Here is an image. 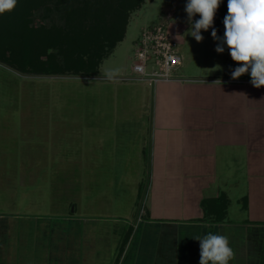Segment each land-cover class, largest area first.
<instances>
[{"label":"crops","instance_id":"crops-1","mask_svg":"<svg viewBox=\"0 0 264 264\" xmlns=\"http://www.w3.org/2000/svg\"><path fill=\"white\" fill-rule=\"evenodd\" d=\"M160 21L165 20L154 23ZM105 68L103 62L92 75L21 78L0 68V118L10 116L0 134V165L6 159L5 165L16 167V183H22L18 204L33 196L29 184L38 181L36 191H48L50 198L46 210L69 222L67 230L57 228L50 239L43 217L20 230L10 218L2 219L0 264H46L50 253L61 264H199V241L192 237L209 232L226 236L234 250V242L244 239L234 233V220L243 219L235 215L243 211L237 209L240 201L250 217L264 213V193L258 188L264 183L262 132L258 140L248 138V144L244 138L246 144L234 147V128L224 127L222 100L211 116L207 91L201 89L218 79L174 75L151 83L134 79V71L109 78L101 74ZM23 77L24 87L49 77L58 83L38 96L35 107L28 101L31 112L20 116ZM221 81L233 86L235 80ZM216 92L233 99L232 87ZM228 111L232 117L233 103ZM208 117H219L215 123L221 127L207 126ZM151 122L156 126H148ZM150 165L162 185L137 224ZM108 185L115 190L109 195L104 193ZM234 185L242 189L235 195Z\"/></svg>","mask_w":264,"mask_h":264},{"label":"rangeland","instance_id":"rangeland-1","mask_svg":"<svg viewBox=\"0 0 264 264\" xmlns=\"http://www.w3.org/2000/svg\"><path fill=\"white\" fill-rule=\"evenodd\" d=\"M24 1L17 0V5L14 10L0 14V17H16V20L18 18V21H21L23 29L26 26V30L22 33L18 34L15 31L17 33L16 36L19 37L21 42V49H23L25 43L30 45V57L36 65H34L35 67L39 68L40 65L50 61L56 65L59 71H62V73L51 75H85V72H88L87 70L89 68L99 71L103 62L106 68L101 71V74H110L111 76H121L124 74L134 75L132 63L136 52L135 40L140 36L145 27L163 19L169 25L171 24L172 28L179 33L176 36L178 42L177 50L182 57V63L179 66L180 70L173 72V75L181 78L199 77L221 80L231 78V70L239 66L237 62L234 63L231 59L226 45L224 46L225 50L223 53H217L215 51L218 41L213 40L211 28L208 31L201 30L204 39L199 43L194 37L185 34L191 26L188 22L187 13L185 12L187 0H32L29 3ZM223 1L226 2L228 0ZM69 5L72 6V13H67ZM222 5L223 3H220L215 17L216 19H220V28L224 29L223 19L227 15L228 9H224V12L220 9ZM168 14H171V16L169 17ZM196 17H200L199 14L194 16L193 20H196ZM8 23H14L13 25H15L14 21H8ZM8 23L2 26L6 25L8 28L13 26ZM213 26L215 27V24ZM119 30L122 32V39L116 41L115 46L112 48H104L101 54L103 57L99 60L96 56L97 53H95L99 49L96 45L101 43L103 45L110 43L111 45L113 42L106 40V38L116 35L114 32L117 33ZM219 32L217 31V35L222 38L224 33L221 34ZM9 34L12 36V31ZM90 44L91 46L87 50L86 48ZM217 65L220 66V70H215ZM12 71H14L13 73H18L16 70L12 69ZM23 78L26 79L22 80L21 86L19 87L22 102L21 109L24 111L21 114L17 112L20 116L25 115L26 111L31 112V107L27 103L28 101H32V105L35 107L36 103L34 101L38 96L44 95V92L48 90L53 91L55 88L54 85L58 83V80H54L55 77H49L48 79L50 80L44 78L43 82L38 80L32 83V80L30 82L32 84H29L30 87L28 85L24 87L27 77ZM244 79L251 81L250 74L246 73L236 79L233 86L232 84L223 82L221 84L207 82L205 85L202 84L201 88L207 91L206 95L204 94L207 101L206 110L207 112L209 111L211 116L214 115L212 111L220 106L219 100H222V105L224 106L222 112L224 113V127H228L229 129L233 126L234 147L244 142V138H247V141L248 138L250 141L258 140V131L262 132L261 136L264 138V86L257 89L252 86L251 82H241ZM231 87L233 88L232 100H224L216 92L217 90L221 89L224 91ZM24 90L25 92L23 93ZM32 96L33 98L35 96L33 100L31 99ZM23 100H26L25 105H23ZM232 103L233 115L231 117L229 115L230 111L226 112V106H230L231 109ZM15 117L18 120V116L16 115ZM9 118V115L6 116L4 114L3 119L0 118V123H2L0 125V134L3 133V122L6 124L5 122L9 121ZM216 118L208 117L207 126H220L215 123L218 120L219 124L220 118ZM155 124L151 122L148 126L153 128L156 126ZM7 128L9 127L7 126ZM242 131L243 133H241ZM238 133H241L239 135L241 140L238 138ZM81 140L83 138L80 139V142ZM247 141L244 143L246 144ZM237 149L236 147L234 155ZM5 160L3 161L4 164L0 165V222H2V219L10 218L11 223L19 227L20 230V227L28 224L29 221H33L34 218L43 217L45 228L47 231H50V239L53 238L54 230L57 228L67 230L69 222L64 216L53 214L46 210L49 208L50 198L47 197L48 191H36L38 190V181L29 184L31 185L32 189L30 190L33 192V196L28 201L25 197L24 202L18 204V200L20 201V196L22 195V188L20 186L22 183H16V167L5 165ZM156 176L153 166H148L144 174L145 185L143 197L136 208L137 216L140 214V210L147 211L153 191L155 192L162 185ZM12 179L14 182H12ZM240 184L246 185V183ZM8 185L11 187L14 186L16 189L12 191L9 186V190H7L6 187ZM28 186L25 187L24 185L25 189ZM239 186L236 187L234 185V195L240 191L241 188ZM258 188L261 190L262 195L264 193V183H260ZM113 192L115 190L111 189L108 185L104 193L109 195ZM261 198L264 199V196ZM132 199L133 197L131 196L127 197V203L131 204ZM240 203L242 205L244 204L242 201ZM242 205L241 207L240 205L237 206V209L241 208L243 210L242 213L237 212L235 215H239L243 219L234 220V233L237 232L238 236L244 234V239L243 241L239 239V243L234 242L232 245L235 252V258L232 264H259L264 226L258 223L262 222L264 213L255 214L258 216L250 217V214H248ZM237 209L235 208L236 211ZM155 214L161 215L158 213ZM141 219L138 220L137 224H140ZM41 226L40 222L38 229ZM244 226L247 227L245 231ZM10 232L12 233V231ZM39 238L42 237H39L38 233ZM60 262L57 254L50 253L47 255L46 264H61Z\"/></svg>","mask_w":264,"mask_h":264},{"label":"clouds","instance_id":"clouds-1","mask_svg":"<svg viewBox=\"0 0 264 264\" xmlns=\"http://www.w3.org/2000/svg\"><path fill=\"white\" fill-rule=\"evenodd\" d=\"M220 3L221 0H187L185 12L191 26L185 34L199 43L204 39L201 30L211 28L213 40L218 41L215 51L223 53L226 45L231 59L239 65L231 70V78L236 80L248 73L252 86L259 89L264 86V0H228L222 38L213 26ZM16 5L17 0H0V14L14 10ZM197 14L200 18L193 20ZM215 70H220V66L217 65ZM214 83L221 84L222 81ZM192 239L199 241V264H229L235 258L229 239L224 235L209 232Z\"/></svg>","mask_w":264,"mask_h":264},{"label":"built area","instance_id":"built-area-1","mask_svg":"<svg viewBox=\"0 0 264 264\" xmlns=\"http://www.w3.org/2000/svg\"><path fill=\"white\" fill-rule=\"evenodd\" d=\"M170 17L171 14H168ZM176 33L166 21L149 25L141 32L132 63L134 79L155 83L174 78V70L181 65L182 57L177 50ZM145 210H140L135 223L144 217ZM143 219H141L142 221Z\"/></svg>","mask_w":264,"mask_h":264},{"label":"trees","instance_id":"trees-1","mask_svg":"<svg viewBox=\"0 0 264 264\" xmlns=\"http://www.w3.org/2000/svg\"><path fill=\"white\" fill-rule=\"evenodd\" d=\"M32 0H25L24 2L29 3ZM227 2H224L223 0H221V3H223L222 7H220V9H222L224 11V9L227 8ZM115 8V7H114ZM67 13H72V6L69 5L67 8ZM225 12V11H224ZM200 17H196V20H198ZM20 19V18H19ZM14 21L15 25L8 23ZM220 19H216V17H214V24H215V28L217 29V31L224 33L225 29L220 28V24H219ZM7 23L9 25H13L10 28H8L6 25ZM3 24H6L4 26H2ZM14 28V29H13ZM24 30H26V26L23 29V27L21 26V21H18V18L16 20V17H0V68L7 71V72H11L12 74H14L16 77H20V75H27V74H34V75H51V74H58V73H62V71H59L56 67V65L54 63L49 62H45L44 64L40 65V67H35L36 65L34 64V62L32 61L30 55H31V47L28 43L24 44L23 49H21V42L19 40V37H17V33H22ZM12 31V36L9 34V32ZM17 33H16V32ZM119 32V33H118ZM117 33L114 32V34L118 35H114L111 37H107L106 40L108 41H112L113 43L110 45V43H106V45H103L102 43L99 45H96L98 49L97 52V57L99 58V60L102 59L103 55L102 52L104 51L103 49L106 47L112 48L113 46H115L116 41L121 40L122 39V32L119 30ZM219 32V33H220ZM91 46V44L86 48L88 50V48ZM19 60V61H18ZM234 62V61H233ZM235 63V62H234ZM83 64V63H81ZM35 65V66H34ZM16 70L18 72V74L13 73V71L7 69L6 67ZM233 68V67H232ZM88 72H85V75H89V74H95L98 71L94 70V69H88ZM258 224H263L264 225V221L260 222ZM260 263L259 264H264V236H263V244H262V252L260 255Z\"/></svg>","mask_w":264,"mask_h":264}]
</instances>
